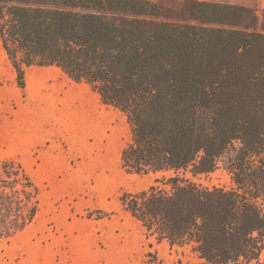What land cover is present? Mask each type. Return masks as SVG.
Wrapping results in <instances>:
<instances>
[{"label":"trees","instance_id":"16d2710c","mask_svg":"<svg viewBox=\"0 0 264 264\" xmlns=\"http://www.w3.org/2000/svg\"><path fill=\"white\" fill-rule=\"evenodd\" d=\"M0 39L21 88L26 67L55 65L126 115L122 166L156 178L120 200L148 238L199 264H264V9L0 0ZM221 162L231 188L194 180ZM41 192L21 162L0 161V242L36 220Z\"/></svg>","mask_w":264,"mask_h":264},{"label":"rangeland","instance_id":"374dc122","mask_svg":"<svg viewBox=\"0 0 264 264\" xmlns=\"http://www.w3.org/2000/svg\"><path fill=\"white\" fill-rule=\"evenodd\" d=\"M152 1L176 13H182L186 4V0ZM199 1L245 5L257 9L263 16L264 0ZM16 94L22 101L26 100L25 88L17 86L0 40V161L7 158L22 161L43 190L42 211L36 221L0 242V264H149L150 251L156 252L165 264H199L189 250L172 248L166 241L148 238L140 222L121 204L123 192L148 188L155 183L156 175L130 174L122 168L120 159L116 169H108L101 142H96L92 135L87 136L85 127L79 139L68 137L61 143L62 151L71 156L73 168L84 170L85 177L67 181L44 179L39 167L42 149H24L18 141ZM112 114L119 126L121 146L126 145L130 129L125 115L117 110ZM194 180L210 188L233 186L222 162L214 172ZM66 182L71 184V193L57 188L67 185Z\"/></svg>","mask_w":264,"mask_h":264},{"label":"crops","instance_id":"0c3cea01","mask_svg":"<svg viewBox=\"0 0 264 264\" xmlns=\"http://www.w3.org/2000/svg\"><path fill=\"white\" fill-rule=\"evenodd\" d=\"M11 66L17 82V71L12 63ZM25 79L26 100L22 101L17 94L14 96L19 104L15 112L16 134L20 146L24 149H42L39 167L44 179L67 181L85 177L82 175L85 171L81 168H73L71 156L64 153L61 147L62 141L67 140L68 137L79 139V133L84 127L88 131L87 136L92 135L96 142H101L108 169L113 170L118 167V159L121 160L123 149L127 145L121 146L119 126L112 114V111L120 110L105 104L101 95L90 84L72 80L62 68L55 65L26 67ZM17 86L20 87L18 82ZM124 119L127 120L126 115ZM7 159L17 160L26 168L24 163L16 158ZM26 170L28 171L27 168ZM67 185L57 188L63 189L62 192L68 189L71 193V184L67 183ZM56 186L54 182L52 187ZM42 192L41 208L37 218L42 211Z\"/></svg>","mask_w":264,"mask_h":264}]
</instances>
